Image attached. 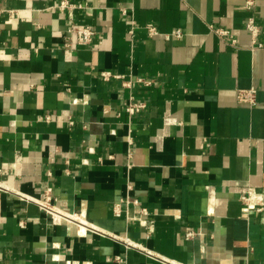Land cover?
Here are the masks:
<instances>
[{
    "label": "crops",
    "instance_id": "1",
    "mask_svg": "<svg viewBox=\"0 0 264 264\" xmlns=\"http://www.w3.org/2000/svg\"><path fill=\"white\" fill-rule=\"evenodd\" d=\"M61 1L0 0V264H264V211L240 197L264 192V0ZM73 23L98 36L80 45ZM251 86L257 102H239ZM131 94L146 101L134 115ZM48 186L88 226L56 224L23 197ZM126 195L148 207L149 235L139 205L114 214Z\"/></svg>",
    "mask_w": 264,
    "mask_h": 264
},
{
    "label": "built area",
    "instance_id": "2",
    "mask_svg": "<svg viewBox=\"0 0 264 264\" xmlns=\"http://www.w3.org/2000/svg\"><path fill=\"white\" fill-rule=\"evenodd\" d=\"M252 3L253 2L251 0H248L246 5L249 6ZM75 6L83 7L82 4L75 5L70 0H62L58 4V7L62 9H68L69 12H71V9L74 8ZM147 29L150 35H155L159 33L158 27L153 23H148ZM246 29L251 34L254 45L259 46V47L263 46V43L259 39L261 28L257 24L255 16L252 15L248 17L247 22H246ZM134 31H135V25L133 24L130 27L129 32L133 34ZM68 32L76 34L77 41L80 45L90 44L98 36L97 29L88 24L87 25H77L73 23L68 28ZM214 32L222 38L230 36L232 38L233 44L236 42V39L232 35L231 30L227 28H223V27L214 28ZM182 34L183 32L181 31V29H178L175 32L176 36H181ZM101 75L104 80H110L112 78L121 79L123 86H126V87H132V83L134 82V78H132V76L128 79L123 74L115 73V72H112L111 70H103L101 72ZM135 80L138 82H142L145 86H150L153 83V79H147L144 77H137L135 78ZM237 98L239 102L241 103L254 105L257 102V88L255 86H251L249 88H238ZM75 102H80V103L85 104L88 102V99L86 97L76 98ZM124 104H125L126 111L130 115L139 113L146 107V101L137 99L134 94H131L128 100ZM47 117L49 118V116ZM69 122L71 125L75 123V121L71 118L69 119ZM23 197L35 202L42 211L46 212L47 214L51 216L52 220L56 224H61L65 222V223H74V224L80 223L82 225L84 224L85 226H88V224H85V222H82L79 219L77 213L64 210L57 205L58 197L55 194L54 188L52 186H48L41 197H28L25 195ZM240 197H241V200L244 201V203L248 206V208H250V210L257 211V212L264 211V192L262 190H258L255 188H248L246 191L241 193ZM124 203H126L127 205H130L131 203H133L134 205L140 206L141 214L135 215L132 217L133 219L138 220L142 226L146 227L147 234L149 235L155 225V221L154 219L145 217V215L149 213L148 207L145 205L141 206L140 201L138 199L132 198L131 196L126 195V196L121 197L118 201H116L113 206V211L116 216H120L122 214L124 210V207H123ZM21 224H23V222ZM203 235L204 233L202 231L196 232V231L191 230L186 233V236L188 238H195L196 236H200L201 238V237H204ZM112 236L116 240L122 241L127 248H136L140 250L141 252H144L147 255H150L155 258H161V256L156 255L153 251L148 249L146 246L131 239L128 236L123 235V233L121 232L113 233ZM162 259L172 264H175L166 258H162ZM114 261L117 264H124L125 257L120 254L116 255L114 258ZM177 264H181V263H177Z\"/></svg>",
    "mask_w": 264,
    "mask_h": 264
},
{
    "label": "bare ground",
    "instance_id": "3",
    "mask_svg": "<svg viewBox=\"0 0 264 264\" xmlns=\"http://www.w3.org/2000/svg\"><path fill=\"white\" fill-rule=\"evenodd\" d=\"M231 263H233V264H236V263H234L233 261H230ZM224 264V263H223Z\"/></svg>",
    "mask_w": 264,
    "mask_h": 264
}]
</instances>
